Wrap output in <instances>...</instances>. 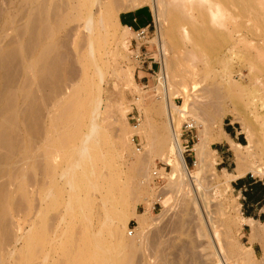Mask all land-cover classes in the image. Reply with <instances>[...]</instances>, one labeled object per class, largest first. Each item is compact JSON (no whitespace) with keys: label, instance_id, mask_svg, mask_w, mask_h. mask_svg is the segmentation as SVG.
Returning a JSON list of instances; mask_svg holds the SVG:
<instances>
[{"label":"bare ground","instance_id":"bare-ground-1","mask_svg":"<svg viewBox=\"0 0 264 264\" xmlns=\"http://www.w3.org/2000/svg\"><path fill=\"white\" fill-rule=\"evenodd\" d=\"M12 1L0 0V202H8L10 198H15L16 194L20 196L22 201L23 199H28L30 197L29 194L32 193L28 192L30 191L28 189L34 183L28 184L32 179L29 182L30 176L26 172H28V169H33L34 171L36 170L38 177L31 175V178L34 179L35 183L39 182L40 188L38 193L41 197V204H44L42 207L40 204V207L45 210L46 206L50 204L51 207L49 206V208L55 209L59 205L58 200L60 198L56 192V187L59 185L60 179L65 178L66 181L64 183L67 182L66 185H69L73 190L72 194H70V187H68V195H71V197L69 196L68 198L66 196L68 200L65 209L70 208L72 202V205L74 204V199L75 202L79 201L78 203L81 205L83 201L79 199V191L81 192L82 189H86L89 192V197L86 199L89 202L87 204L83 202L86 207L93 202L95 203L98 199L100 201V206H94V203L93 207L89 206L92 208V211H97L98 215L101 216L102 214L103 218L100 225L98 224L97 226L100 230H95L98 232H95L97 234H94V238L92 237L91 244L94 247L92 246L93 249L91 250L93 252L91 253V250H88L90 256L86 264H134L136 252L147 236V227L150 225L146 218L148 214L139 215L133 213V216L139 220L140 226L128 238L127 234L130 236V233L127 231V228L130 216L127 209H125L128 208L125 205H128V203L122 204L118 195H122V192L127 189L131 198L134 195L136 197V193H139V191L137 192V189H140L139 185L131 181L133 186L128 185L131 189L130 191L128 190L129 187L126 188L128 182H120L118 171L105 174L95 164L98 161V152L102 149L101 140H103L101 126L98 121L102 113V83L105 77V71L103 72L101 65L104 64V67L106 64L107 67V57L110 56L108 45L112 42V39L115 40L118 36L117 31L114 32L113 28L114 26L118 27V21H120L118 18L121 10L120 0H19V4L17 3L16 7L17 12H15L17 13V18H20H16L17 21L15 17H11L10 5L13 4ZM176 1L149 0L158 25L156 32L157 43H155L157 44L158 54L162 62L159 85L153 89V92L160 95L158 99L164 101L167 125L163 131L155 130L152 138H148L146 142L147 152L144 156L136 158L137 171H135L137 173L134 177L138 175V180L141 179V183L152 182L155 174L159 175V172H149L150 165L152 164L150 156L154 153L159 154L167 162V165L172 167V172L167 178L168 184L166 189L181 193L184 196L192 194L195 210L204 214L206 195L201 192L200 186L203 179L199 178L195 173L199 169L196 171L189 169L185 161L184 148L180 140V134L176 128L175 117L181 109L173 102V96L177 94L178 87L186 84L187 80L191 81L192 86L194 83L197 85L198 81L197 83L196 80L194 81L193 74L179 78V59L174 55L171 30L170 28L167 31L163 30L166 22L169 23L170 21L171 27L172 20H169V16L173 12L179 11V15L181 11L183 13L187 12L184 2L188 0H183L182 4L180 2V4L176 3ZM202 1L199 0L198 2L203 5L206 2L205 7L201 5L204 8H201L200 4L197 5L198 2H193L192 4H196V7L198 6L200 11L202 9L206 12L209 10L210 12H207L208 14L211 13V18L210 15L209 18L221 25L225 18L222 8L219 5L217 7L214 1ZM245 1L246 13L248 12L250 15L248 14V19V15L246 14V23L248 24L244 25L246 27V41L245 39L243 40L245 38L243 36L239 40H243L240 43L246 42V58L250 63L246 67V72H248L246 82L251 86V91L248 93L249 97L246 96L248 98L247 103L259 108L264 113V0ZM172 19L174 21V18ZM19 21H23L22 26L14 27ZM67 23H77L79 24L78 27H82L86 31V38L83 39H85L84 47H86L87 53L85 51L86 55L77 59H74L72 55L69 42H61L58 38L61 29ZM251 25L255 28H258V26L260 28H256L255 30H258L256 32L252 30L254 28ZM10 30L15 33H12L14 35L12 39H10ZM126 30L127 32H131L130 27H127ZM127 32L125 31V33ZM70 36L71 33L69 38ZM232 38L234 39V37ZM235 38L237 37L235 36ZM239 40L235 41L239 44ZM84 47H82L83 50ZM81 51L80 54H82ZM36 52L38 55L35 61L29 64L31 57ZM74 60L77 61L76 63L81 64V70L76 66ZM101 61L103 64H101ZM87 65L93 66L96 69L98 82L90 80L89 74L86 73ZM27 71H30L32 74H25ZM232 74H229V76L228 74L220 75L223 86L227 87L225 89L230 90V88H234L232 86V80L234 79ZM22 76L24 77L22 78L23 82L19 81ZM200 78L201 81H207L206 79L209 77L200 76ZM126 79L127 75L124 71H117L116 80L114 81L117 85L116 87L118 88V81L124 82ZM204 91L213 100L210 106L208 109L192 107L190 113L187 114V119L189 120L188 123H193L195 126L202 124L204 129L202 132H211L212 125L210 126L209 124L212 123H208V119H219L220 122H223L227 114V110L222 104L226 94L220 89L218 82L212 83ZM155 102L153 104H157ZM20 103H23V106ZM58 111L60 114H55ZM260 120L261 137L258 140V145L262 148V152H264V117ZM22 131L26 137L22 135ZM118 135L115 136L119 137L120 135ZM216 136H218L216 139L219 141L227 139L235 151L237 162L235 173H227V177H225L227 182L242 178L249 172H255L252 168V160L258 155L256 151L258 149L257 143L249 138L248 145L236 144L229 134L224 131L219 132ZM121 137L123 138V136ZM124 142L121 144H124ZM72 144L75 147L71 150L70 161L65 160L66 168L61 169L57 163L63 157L64 151ZM114 145H116L115 142L110 145V150L111 148L112 151L116 150L113 149L115 148ZM206 145H201L202 158L198 162L202 173L203 171L207 172L208 169V166L205 164L206 152L204 147ZM170 152L175 155V161L167 156L166 153ZM104 165L105 167L109 166L108 161H105L102 166ZM35 178H38V181ZM14 185L16 186L12 191L11 188L12 186L14 188ZM28 185L30 186L28 187ZM131 187L134 188L132 189ZM132 190L136 192L133 196L131 195L134 193H132ZM91 192L96 193V195L98 193L99 197L97 198ZM166 192L162 193L159 198L166 208L160 219L166 216L169 208V201L165 197ZM121 204L125 208H119ZM17 205L20 206V203ZM6 213L7 210L4 207L3 215ZM87 213L86 215H88ZM59 216V219L57 217V223L53 224L50 228L53 234V242L58 238V230L66 218L63 215ZM245 222L251 225L250 243L259 242L262 245V257L258 258L252 248L245 247L244 250L246 251H242V247L240 245L238 247L234 242H229L227 252L223 251L221 253L219 247L215 244L218 234L216 232L214 234L213 230H207V233L205 232L206 236L215 245V252L214 254L211 253V255H213L214 259L216 258L215 262H209V264H232L233 260L239 264H264V224L242 218L241 221H232L231 225L240 229ZM6 225H1L0 227V254L4 252L5 246L12 239L9 230H7L8 225ZM90 227L92 228V226ZM230 232L231 230H228V233ZM104 235L111 240V243H108ZM184 248L186 249V247ZM15 250L11 251V256L15 253ZM176 253V257H178L180 253L179 255L178 251ZM158 254L160 255V253ZM211 255L208 254L207 258H212ZM43 257L44 264H46L49 257L47 252ZM157 259L162 264H177L179 261V258L176 261L163 256ZM30 260L29 264H31ZM71 262L68 263L75 264L74 261ZM206 263L208 264L207 261Z\"/></svg>","mask_w":264,"mask_h":264},{"label":"rangeland","instance_id":"rangeland-1","mask_svg":"<svg viewBox=\"0 0 264 264\" xmlns=\"http://www.w3.org/2000/svg\"><path fill=\"white\" fill-rule=\"evenodd\" d=\"M198 1L199 0H188L184 2L183 0H177L176 3H185L184 5H186L185 7L187 8L188 14L182 11L180 15L179 11L173 12L172 14L177 16L172 17V14L169 16V20L173 21L172 18H174L173 25L172 21L171 27L170 21L169 23L166 22L164 29H162L167 31L170 28L171 30L173 39L171 41H173L174 47L171 46L174 48H172L174 50V55L179 59V78L193 74L192 77L194 81L196 80V83L198 81L197 85L194 83L192 86L191 81L187 80L185 82L186 84L178 87L177 94L173 96V102L181 109L175 117L176 128L178 129L180 140L184 148L185 161L189 169L193 171L199 169L195 173L199 178L203 179L200 186L201 192L206 195V208L204 207V214L195 210L192 194L190 196H184L181 193L166 189L168 184L167 178L172 172V167L168 166L167 162L160 157L159 154L154 153L150 156L152 164L149 170L150 173H152V171L159 172L158 180L154 178L150 183H141V179L138 180V175H136L137 178L134 177L137 173L136 158L144 156L147 152L146 142L148 138H152L155 130L163 131L167 125L164 101L158 99L160 95L153 92V89L159 85V76L161 75L162 67L159 74H153V72L148 71L147 66L141 67L140 64L132 58V51L135 49L134 39L136 34L132 29L131 32H127V26L122 25L120 21H118V27L114 26L113 28L114 32L117 31V39H112V42L108 45L110 56L107 57V67L106 64L103 67L104 64L101 61V64H103L101 65L103 72L105 71V77L103 79L104 84L102 83V113L98 121L101 126L103 140H101L102 149L98 152V161L95 162V164L97 168L99 167L98 169L105 174L118 171L120 174V182H128L126 188L133 186L132 184L134 182L139 185L140 189H137L139 193L132 190V193H134L131 194L130 187L128 189L132 196L136 193V197L134 195L135 198L130 197L127 189L122 192V195L116 194L122 204H125V202L128 203V205L125 204L128 208H125L122 204L119 205V208L127 209L130 216L127 228L129 233L131 230L135 231V229L140 226L139 220L133 216V213L139 215L148 214L146 218L150 225L147 227V236L136 252L134 264H162V262L157 259L162 256L176 261H178L179 258L177 264H207L206 261L209 264V262H215L216 258L214 259L213 255H211V253L214 254L215 252V245L212 244L206 236L205 232L207 233V230H213L214 234L215 232L218 234L215 244L219 247L221 253H223V251L227 252L229 242H234L238 247L239 245L242 247V251H246L244 250L245 247L252 248L258 258L262 257L261 243H250L251 228L248 225H243V227L237 229L231 225L232 221H241L243 217L241 214V201L238 194L234 191L233 182H227L225 178L227 177V173H235L237 162L235 151L231 143L227 139H223L222 141L216 139L218 137L216 135H218L219 132L229 131L232 133L230 137L234 143H240L245 146L248 145L249 138L258 145V140L261 137L260 119L264 117V113H262L259 108L248 105L247 103V97H249L248 93L251 91L250 84L246 82L248 75L246 67H248L250 63L246 58L245 26L248 24L246 23V14L248 15L249 13H246L245 0H211V2L214 1L217 4V7L219 5L222 8L225 15L222 21L223 25H220L215 23L213 19H210L211 13H207L209 10L206 12L202 9V12V10L200 11L198 9V6L196 7V4H192ZM202 2H204V0ZM12 3L13 4L10 5L11 17H15L16 20L17 13L15 12H17L16 7L17 3L19 4V0H13ZM199 4L200 2H198L197 5ZM120 5L121 10L118 14V18L121 13L133 11L141 7H145L151 11L152 15L154 14L151 6L152 4L149 0H120ZM201 5L203 4H200V7ZM214 5L213 7H215ZM203 6L201 8H204L206 5ZM143 14L147 15L146 12ZM170 17L172 18L170 19ZM17 19L20 18L18 17ZM19 22L15 24L14 27L17 28L22 26L23 21ZM78 26L79 24L77 23H67L58 35L61 42H69V48L72 50L71 52L74 59L86 55L85 51L87 53V49L84 47L85 39H83L86 38V31ZM251 27L254 28L252 30L257 28L252 25ZM259 28L258 26L257 29ZM157 29L158 25L153 15V23L149 30L148 39L151 44L145 45L143 51L148 50L154 52V46L157 45ZM125 31L128 34L125 33ZM69 32L71 33L70 38ZM12 33H14V31L10 30V39L14 36ZM235 36L237 38H235ZM242 36L245 37L243 38L245 41L240 43L243 41L239 40L240 37V39H242ZM232 37H234V39ZM237 39L239 40V44L235 41ZM82 47H84V50ZM80 51L82 54H80ZM37 55L38 53L36 52L31 57L29 64L35 61ZM158 58H160L159 54ZM76 62L77 61H75L76 66L81 70V64ZM87 66L86 73L89 74L90 80H93L92 82H98V73L96 69L93 66ZM153 69L157 71L155 66ZM117 71H124L127 75L126 81H118V88L114 82L116 80ZM25 74L32 73L27 71ZM224 74H228V76L232 74L234 78V81L232 80L233 89L230 88V90H228L225 89L227 88L226 86H223L220 75ZM200 76H208L209 78L206 79L207 81H201ZM22 78L24 77L22 76L19 81L23 82ZM199 78L200 80H198ZM215 82L220 84V89L226 94L222 104L226 108L227 114L223 122H220L219 119H208V123H212L209 124L210 126L212 125L211 132H202L204 130L202 124L195 126L192 132H187L184 130V124L189 121L187 119V114L190 113L192 107L208 109L213 100L210 95L205 94L204 89H208L211 84ZM198 96L200 97L198 98ZM153 101H156L155 103L157 104H153ZM20 104L23 106V103ZM55 114L58 115L60 113L58 111ZM22 135L26 137L24 132ZM121 136H123V138ZM114 142L116 143V145H114L115 148H113L116 149L114 150L115 152L112 151V148L110 150V145ZM123 142L124 144H121ZM202 144H207L204 150L206 152L205 164L208 166L207 172L203 171V173L198 165V162L202 158L200 151ZM74 147V144L70 145V147L64 151L65 153L62 154L63 157L59 159L57 164L61 169L66 168L64 161H70L69 157ZM256 151L258 155L252 160V168L255 172H249L246 175V180L264 183V152H262L263 150L259 145ZM166 154L171 160L175 161V155L173 153L170 152ZM105 158L106 160H104ZM105 161L109 163V166H107L108 168L105 167V165L102 166ZM30 168L32 167L30 166ZM29 170L30 169L27 170L28 172H26V174L30 176L27 175V177L30 178L29 182L31 179L32 180L28 184L31 185L34 183L31 187L28 185L30 188L28 192H32L29 194L30 197L22 201L20 196L16 194V197L10 198L8 202H0V227L8 223V226L6 225L7 230H9L12 236L11 242H8L9 244L7 243L4 252L1 253L2 255L0 254L1 264H27L30 259L31 264H44L43 256H45L46 252L49 256L46 264H69L68 262H71V260L72 262L74 261L75 264H86L90 256L88 250L94 247L91 243L94 234H97L95 232H98L95 230H100L97 226L98 224L100 225L103 215L101 214L100 216L97 214V211L91 210L92 208L90 207L94 202L89 204V206L91 205L90 207L88 205L86 207L85 204L89 202L86 200L89 197V192L86 189H82L81 192L79 191V199L85 204L82 202L80 205L78 203L79 201H76V203L74 199L73 205H75V203L76 205L73 206L72 202L71 207L65 209L66 202L69 196L71 197V195H68L69 189L70 194L73 192L72 188L66 185L67 182L64 183L66 181L65 178L60 179L58 182L59 185L56 187V192L60 196L58 207L50 209V204H48L45 210L42 209L41 207L44 206V204H41V197L38 193L40 184L39 182L35 183L34 179L31 178L32 176H37L36 170L34 171L31 169V172ZM35 180L38 181V178H35ZM137 184H135V186L138 187ZM15 186L16 185H14V188L12 186V191L15 189ZM68 187L70 188L68 189ZM258 191L260 192H257L259 195L264 196V190ZM165 192L166 196L163 195L169 201V208L166 216L160 219L166 208L159 198L162 193ZM91 194H94V192H91ZM95 195L96 193L94 196ZM98 195L97 193V198L99 197ZM18 203H20V206L17 205ZM99 204L100 201L98 199L95 201L94 206H100ZM4 207L7 210L5 215H3ZM86 213L89 216L86 215ZM59 215L66 216V218L58 230V238L53 242V234L50 228L53 224L57 223L60 217ZM40 219L42 220L40 221ZM91 221H93L92 224H90ZM257 221L264 224V216L258 218ZM228 230H231V232L228 233ZM105 236L106 235H104V237ZM127 236L128 238L131 237L129 234H127ZM106 237L105 239L108 243H111V240ZM183 247H186L187 250L185 248L184 250ZM13 249L16 250L11 256L10 254L13 252ZM177 251L178 255L180 253L178 257H176ZM92 252L91 250V253ZM158 253H160V255ZM208 254H210L212 258L208 259ZM232 264L239 263L233 260Z\"/></svg>","mask_w":264,"mask_h":264},{"label":"crops","instance_id":"crops-1","mask_svg":"<svg viewBox=\"0 0 264 264\" xmlns=\"http://www.w3.org/2000/svg\"><path fill=\"white\" fill-rule=\"evenodd\" d=\"M145 12L147 15L143 14ZM119 20L122 25L130 27L135 32L140 29L150 30L153 23V15L151 14L150 10L146 9L145 7H141L133 11L121 13L119 15ZM229 136L232 135L229 134ZM232 182L234 191L238 194V197L241 201L242 218L245 220L259 222L257 221L258 218L264 216V196L259 195L258 193L260 192L258 190H264V183L246 180V176L236 179ZM243 225H248L251 228L249 223L245 222Z\"/></svg>","mask_w":264,"mask_h":264},{"label":"built area","instance_id":"built-area-1","mask_svg":"<svg viewBox=\"0 0 264 264\" xmlns=\"http://www.w3.org/2000/svg\"><path fill=\"white\" fill-rule=\"evenodd\" d=\"M135 41V49L132 51L133 55L132 58L136 60L141 67L147 66L148 71L153 72V74H159L160 69L162 67V63L160 58H158V47L157 45L154 46V52H150L148 50L143 51L145 45H150L149 39V30L147 29H140L136 31ZM155 66L156 70L153 69ZM195 129V125L193 123L186 122L184 124V130L187 132H192ZM155 179H159V175L155 174ZM134 231H130L133 233Z\"/></svg>","mask_w":264,"mask_h":264},{"label":"trees","instance_id":"trees-1","mask_svg":"<svg viewBox=\"0 0 264 264\" xmlns=\"http://www.w3.org/2000/svg\"><path fill=\"white\" fill-rule=\"evenodd\" d=\"M228 132V134H232L231 132H229V131H227Z\"/></svg>","mask_w":264,"mask_h":264}]
</instances>
